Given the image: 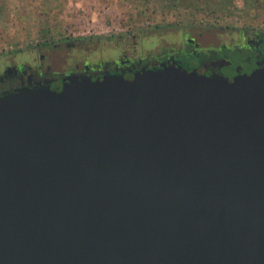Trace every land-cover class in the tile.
<instances>
[{
    "label": "water",
    "instance_id": "95a60500",
    "mask_svg": "<svg viewBox=\"0 0 264 264\" xmlns=\"http://www.w3.org/2000/svg\"><path fill=\"white\" fill-rule=\"evenodd\" d=\"M0 264H264V71L0 97Z\"/></svg>",
    "mask_w": 264,
    "mask_h": 264
},
{
    "label": "flooded vegetation",
    "instance_id": "af4514ba",
    "mask_svg": "<svg viewBox=\"0 0 264 264\" xmlns=\"http://www.w3.org/2000/svg\"><path fill=\"white\" fill-rule=\"evenodd\" d=\"M244 1L247 5L256 2ZM159 36L168 37L169 46L153 55L142 51L140 37L134 34L39 44L28 60L0 66V97L38 87L58 92L69 79L121 76L129 80L137 72L163 67L228 81L264 71V26L193 24L164 28Z\"/></svg>",
    "mask_w": 264,
    "mask_h": 264
},
{
    "label": "rangeland",
    "instance_id": "374dc122",
    "mask_svg": "<svg viewBox=\"0 0 264 264\" xmlns=\"http://www.w3.org/2000/svg\"><path fill=\"white\" fill-rule=\"evenodd\" d=\"M195 7L168 8L163 0H0V66L28 60L39 44L83 37L139 35L142 51L167 49L162 29L186 25L264 26V0H195ZM161 38V40H160Z\"/></svg>",
    "mask_w": 264,
    "mask_h": 264
},
{
    "label": "trees",
    "instance_id": "16d2710c",
    "mask_svg": "<svg viewBox=\"0 0 264 264\" xmlns=\"http://www.w3.org/2000/svg\"><path fill=\"white\" fill-rule=\"evenodd\" d=\"M166 2L168 8H175L177 6H184L189 7L193 6L195 7V0H163ZM209 1V0H207ZM232 0H219V6L221 10H226L228 8V5L230 4Z\"/></svg>",
    "mask_w": 264,
    "mask_h": 264
}]
</instances>
